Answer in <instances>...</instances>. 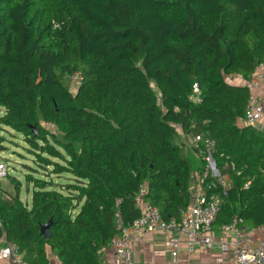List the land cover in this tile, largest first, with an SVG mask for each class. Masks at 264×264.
I'll use <instances>...</instances> for the list:
<instances>
[{
	"label": "trees",
	"instance_id": "obj_1",
	"mask_svg": "<svg viewBox=\"0 0 264 264\" xmlns=\"http://www.w3.org/2000/svg\"><path fill=\"white\" fill-rule=\"evenodd\" d=\"M260 65L264 0H0V131L64 179L26 175L23 202L8 174L0 240L28 264H101L140 215V189L180 219L202 168L187 140L197 134L229 180L214 229L235 216L264 226V125L243 123L244 81Z\"/></svg>",
	"mask_w": 264,
	"mask_h": 264
},
{
	"label": "built area",
	"instance_id": "obj_2",
	"mask_svg": "<svg viewBox=\"0 0 264 264\" xmlns=\"http://www.w3.org/2000/svg\"><path fill=\"white\" fill-rule=\"evenodd\" d=\"M80 78V74L75 73L69 80L78 84ZM263 78L264 65H260L252 77L244 81V86L251 92L243 119L246 125H255L263 115V104L257 92ZM239 120L242 121L240 118ZM187 140L192 147L202 148L197 152L202 168L193 175V196L188 208L180 211V219L170 217L165 220L156 207L142 200L144 189H140L137 197L140 215L131 223L120 226L119 235L99 252L103 254L110 250L113 264H132L129 244L135 242L141 234L159 231L170 237L166 252L173 261L181 253L189 256L201 248L230 254L229 261L218 264H264V226L249 228L241 217L235 216L230 223L220 225L218 230L214 229L221 203L220 196L225 194L229 180L216 167V145L212 140L200 134L187 137ZM8 173L6 163L0 161V180L6 178ZM244 188H248V183L244 184ZM116 218L119 222V214H116ZM0 242L5 244L4 254L8 259L15 264H28L22 260L14 244H6L3 238Z\"/></svg>",
	"mask_w": 264,
	"mask_h": 264
},
{
	"label": "crops",
	"instance_id": "obj_3",
	"mask_svg": "<svg viewBox=\"0 0 264 264\" xmlns=\"http://www.w3.org/2000/svg\"><path fill=\"white\" fill-rule=\"evenodd\" d=\"M257 92L264 108V78L261 81ZM258 121L259 125H264V109L263 115ZM190 189L192 199V183ZM169 240L170 237L168 235L159 231L141 234L135 242L129 244V249L132 255V264H218L225 261V256L222 253L210 254L208 251L201 248L199 251H196L189 256L181 253L178 256V259L173 261L170 255L166 252ZM4 250L5 244L0 242V264H15L6 257ZM100 260L101 264H113L112 252L107 250L101 254ZM49 264H59V260L56 256L49 254Z\"/></svg>",
	"mask_w": 264,
	"mask_h": 264
},
{
	"label": "rangeland",
	"instance_id": "obj_4",
	"mask_svg": "<svg viewBox=\"0 0 264 264\" xmlns=\"http://www.w3.org/2000/svg\"><path fill=\"white\" fill-rule=\"evenodd\" d=\"M67 85L70 90H74L75 85L68 79ZM0 161H4L8 167L9 176L15 178L20 182V198L23 202H29L31 197L32 188L25 184V176L33 175L39 178L50 177L51 180H57L60 183H64L63 178H59L56 175L51 174L50 168L44 169L38 165L35 155L32 149L24 142V138L13 131H0ZM200 169H197L198 172ZM195 171V169H194ZM27 188V189H26ZM0 190H3L7 194H14V185L11 183L10 178H2L0 180ZM198 249L197 251H199ZM208 253H219L211 252ZM160 256L159 254H157ZM162 255V254H161ZM225 261L231 259L230 254H223Z\"/></svg>",
	"mask_w": 264,
	"mask_h": 264
},
{
	"label": "water",
	"instance_id": "obj_5",
	"mask_svg": "<svg viewBox=\"0 0 264 264\" xmlns=\"http://www.w3.org/2000/svg\"><path fill=\"white\" fill-rule=\"evenodd\" d=\"M33 131H34V129H33ZM50 223H51V219H49L47 223L40 226V234L43 235L46 239L49 238Z\"/></svg>",
	"mask_w": 264,
	"mask_h": 264
}]
</instances>
